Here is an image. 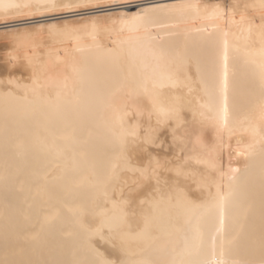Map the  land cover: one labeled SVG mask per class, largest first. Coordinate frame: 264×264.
I'll return each instance as SVG.
<instances>
[{
    "label": "bare ground",
    "instance_id": "6f19581e",
    "mask_svg": "<svg viewBox=\"0 0 264 264\" xmlns=\"http://www.w3.org/2000/svg\"><path fill=\"white\" fill-rule=\"evenodd\" d=\"M147 5L0 34V264H264V0Z\"/></svg>",
    "mask_w": 264,
    "mask_h": 264
},
{
    "label": "rangeland",
    "instance_id": "374dc122",
    "mask_svg": "<svg viewBox=\"0 0 264 264\" xmlns=\"http://www.w3.org/2000/svg\"><path fill=\"white\" fill-rule=\"evenodd\" d=\"M153 1V0H152ZM152 1L151 2H147L146 1V3H145V1H138V2H133V3H127V4H122V5H113V6H108V5H97V6H89V7H86V8H79V9H77V10H75V11H73V12H69V13H67V11L66 12H63L62 11V9H64V8H60V10L58 9L57 11H59V12H57L56 13V10L54 11V13L52 12V14L50 15H39V14H37V13H35V12H33L34 13V15L33 16H31L32 15V13H30L31 15H29V17H32V18H30L29 19V17H28V15H27V17H26V15H24L23 17L24 18H22V19H19V18H21V17H18L17 15L15 16V15H13V16H15L14 18H13V16H10L11 18H13V19H11L10 17H7V18H9L8 20H7V18L5 17L3 20H5L6 19V21H3V20H1V18H0V34L1 33H3V31H5V30H10V29H12V28H19V27H32V26H34V25H36V24H41L42 23V25L43 24H46L47 22H53V21H61V20H69V19H79V18H83V17H89V16H95V15H100V14H106V13H110V12H117V11H121V10H131V11H134L136 8H138L139 9V7L141 6H146L148 3V5H153L154 3H157V2H159V1H166V0H157V2L156 1H154L153 3H152ZM147 5V6H148ZM140 7V8H141ZM126 8V9H125ZM35 14H37L38 16H40V17H37V15H36V17H35ZM19 15H23V14H19ZM18 17V18H17ZM34 17V18H33ZM4 37L6 36V41H7V43L10 41H8V37H7V35H3ZM3 36H1V37H3ZM1 37H0V39H1ZM4 37H3V39H4ZM39 38H43L44 39V34H41L40 35V37ZM3 39H2V42H6L5 41V39H4V41H3ZM43 41V40H42ZM44 41H46L45 39H44ZM43 41V42H44ZM1 42V41H0ZM1 63H3L4 61H0Z\"/></svg>",
    "mask_w": 264,
    "mask_h": 264
}]
</instances>
